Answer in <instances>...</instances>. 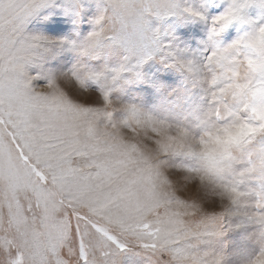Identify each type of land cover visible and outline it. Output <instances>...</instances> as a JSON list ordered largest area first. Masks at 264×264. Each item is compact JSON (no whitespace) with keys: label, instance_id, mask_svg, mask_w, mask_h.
Segmentation results:
<instances>
[{"label":"snow or ice","instance_id":"obj_1","mask_svg":"<svg viewBox=\"0 0 264 264\" xmlns=\"http://www.w3.org/2000/svg\"><path fill=\"white\" fill-rule=\"evenodd\" d=\"M253 2L233 0L213 19L212 31L223 30ZM39 3L0 0V264H138L135 257H144L143 264H206L208 255L194 251L195 244L222 225L217 217L189 220L178 210L200 195L195 184L189 192L170 178V158L185 156L174 126L131 105L126 118L116 120L110 94L87 87V79L98 77L38 72L33 65L48 41L29 35L27 25ZM108 3L110 14L96 20L84 48L134 38L143 49L145 16L170 9L168 0H138L129 20ZM117 19L118 37L107 34ZM217 52L222 66L246 59L255 86L264 89V24L212 51L208 61ZM212 83L216 105L240 87L230 77ZM149 148L160 151L156 162ZM168 179L175 195L161 198L157 184Z\"/></svg>","mask_w":264,"mask_h":264},{"label":"rangeland","instance_id":"obj_2","mask_svg":"<svg viewBox=\"0 0 264 264\" xmlns=\"http://www.w3.org/2000/svg\"><path fill=\"white\" fill-rule=\"evenodd\" d=\"M233 0H168L166 15L144 18L143 49L120 38L100 46L84 48L96 30V20L110 14L108 0H40L27 25L29 35L41 36L48 47L33 65L38 72L64 78L77 70L87 79L90 91H107L118 104L134 106L140 113L170 125L198 133L207 112L214 106L215 87L193 71L207 68L210 53L229 48L245 34L264 24V0H254L241 10L240 17L218 32L212 21L223 14ZM43 83V79L41 80ZM119 109L114 118H126ZM264 154V135L242 150L229 179L251 167ZM170 178L186 186L178 168L194 166L191 158L173 155ZM179 165V167H177ZM245 194V209L259 204L264 194V174L252 172L237 184ZM218 210V205L208 207ZM215 258L218 264H252L264 252V225L237 212L226 217L216 235L203 237L193 249ZM143 264L144 257L134 258Z\"/></svg>","mask_w":264,"mask_h":264},{"label":"clouds","instance_id":"obj_3","mask_svg":"<svg viewBox=\"0 0 264 264\" xmlns=\"http://www.w3.org/2000/svg\"><path fill=\"white\" fill-rule=\"evenodd\" d=\"M120 16L131 19L138 0H111ZM132 28L129 26L128 34ZM109 35L119 36L120 21L116 20L114 26L109 27ZM136 47L135 39L130 43ZM211 54V53H210ZM201 79L215 87L213 80L219 81L221 77H230L238 89L224 94L220 105L214 106L207 112L204 123L198 133H193L182 127H173L176 133L177 146L186 157L194 162V166L177 170L183 172V179L187 185H196L200 198L190 197L187 204L179 207V211L188 214L189 220L203 219L214 216L223 226L226 217L242 215L251 218L257 223L264 222V194L260 196L259 204L245 209V194L239 190L238 182L247 174L259 172L264 174V154L256 158L255 163L237 173L234 179L229 174L234 170V163L242 150L251 146L259 136L264 135V89L254 84V73L249 62L240 57L230 67L222 66L220 53L217 52L207 68L195 67ZM115 107L125 108L126 105L113 101ZM217 107L221 109L217 115ZM255 129V130H253ZM146 154L156 162L161 153L158 149H146ZM166 176V171L164 172ZM157 194L161 198L175 195V184L170 179L158 182ZM215 201L218 210H210L206 203ZM174 208L176 206H173ZM165 209H161L164 214ZM186 264H200L199 261H187ZM206 264H218V261L207 256ZM252 264H264V252H259Z\"/></svg>","mask_w":264,"mask_h":264}]
</instances>
